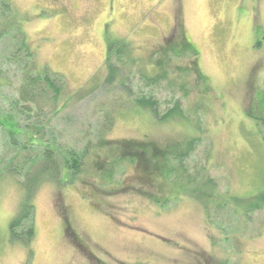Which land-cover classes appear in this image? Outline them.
<instances>
[{"label":"rangeland","instance_id":"374dc122","mask_svg":"<svg viewBox=\"0 0 264 264\" xmlns=\"http://www.w3.org/2000/svg\"><path fill=\"white\" fill-rule=\"evenodd\" d=\"M9 1L0 119L19 128L0 127V264H264V0ZM43 72L59 105L37 90L19 104L22 75ZM142 98L182 114L157 121ZM144 140L173 154L147 178L115 150ZM46 159L60 171L40 176Z\"/></svg>","mask_w":264,"mask_h":264},{"label":"trees","instance_id":"16d2710c","mask_svg":"<svg viewBox=\"0 0 264 264\" xmlns=\"http://www.w3.org/2000/svg\"><path fill=\"white\" fill-rule=\"evenodd\" d=\"M0 9H2L6 13L9 12L11 10L10 1L9 0H0ZM2 16H4V15H2ZM6 18L1 17L2 22L3 21L6 22V28L4 30L1 29L2 25H0V30H2V34H4V32H6V30H10L14 24L11 16L6 17ZM2 22H0V23L2 24ZM181 43L183 44L184 55L189 53L192 55V58L194 59L197 56V53L193 50V48L188 43H183V42H181ZM19 44L20 45H18V51L23 52V54H25V55H23L24 61H25L24 67L25 68L31 67V65L34 63L33 62V59H34L33 53L32 52L29 53L26 50V48L24 50L23 40H20ZM178 57H179V55L177 56V58ZM131 64H134V63H131ZM157 66L159 68H161V66H163L161 71L164 70L163 74H160L158 77L159 78L162 77L165 80L168 79L167 77L169 76V73L171 70L163 62H158ZM194 66L195 65L193 63V67ZM164 67H165V69H164ZM180 71H183V69H180ZM171 72H173V71H171ZM191 73L192 72H190L188 70L183 71V75L191 74ZM118 74H119V70L115 69V76L112 75L108 79V82L113 83V81L115 79V81H118L120 84V81H119L120 77L117 76ZM54 76L57 77V75H55V74H54ZM170 76H172V74ZM48 77H49V75L47 72H43L42 74H37L35 76H32L31 74H29V77L27 80H25V77L22 75L23 84H22V87L18 88V100H19L18 103L21 104L22 106L23 105L25 106V103L32 105L34 103L35 96H36L35 93L37 90L38 92H41V93L43 91H46L50 95V97H49L50 103H52L53 106H58L59 105L58 99L61 98L60 97L61 93L59 94V92L57 91V89L55 88V86L53 84V80L49 79ZM149 80H150L149 82L151 84H155L156 81L158 80V78H153V79H149ZM197 80H198L197 82H199V83L200 82L202 83V81H203L200 78H197ZM42 83H44L45 85L41 86L40 84H42ZM168 84L170 86H173V83H171V82H169ZM41 87L42 88L44 87L45 89L41 90V91L38 90V89H41ZM61 89L63 90L64 86H62ZM135 103H136L137 107H140L142 110L149 112L157 121L158 120L162 121L165 119H171L174 117L178 118L182 114V112L179 109V106L175 105L170 110L166 111L164 113V115H161V114H159L157 109L156 110H155V108L153 109V106H152L153 104H151L150 98H142V99L137 100ZM27 109L30 110L28 107H27ZM111 121H113L112 118L109 120V122H111ZM0 127L3 128L4 130L8 131L11 134H15L14 131L16 130V128H19V126L17 124L10 122V118H8V117L0 119ZM29 134H30L29 135L30 138H29V144L28 145L32 146L33 143L38 142L39 145H37V146H39V147L44 146V145L40 144L43 140V137L36 138L35 137L36 133L34 130H31L29 132ZM105 144H107V143H105ZM115 150L120 152L119 155H121V157L123 159L130 158L132 161L135 160V162L137 164V169L143 174V178L144 177L147 178V176H149L152 172L154 173V171L160 170L163 167L162 165H166V161L168 164V162H170V160H172L170 158H172V156H173V154H171L172 151L168 152L166 149L156 148V146H154L151 142H149L147 140H144L143 142H139V143H132V142L115 143ZM47 155H50L49 148H47L46 150L43 151V156L46 157ZM72 156L75 157L76 159H79L76 162H79V163L82 162L81 161V158L83 157L82 153L81 154L75 153V154H72ZM180 158H182V156L179 157V162H180ZM47 160H49V161H47ZM71 160L73 161L74 158L71 159V157H70L67 160L69 162L66 164H63V166L60 168V169H62V172L64 171V172L68 173V171H70V170L77 169L76 162L74 161V163H71L72 162ZM45 162H46V164L44 166H42V168L40 170V176H41V174L44 176H47L46 173L51 170L50 168H54L55 173L60 171L59 168L57 169L52 163H49V162H51V159H46ZM52 165H53V167H52ZM56 169H57V171H56ZM165 169H166V167H165ZM47 177H50V175ZM24 199L27 200V202H25L22 206L23 211H22L21 217L19 219H16L13 222V225H12L13 230L18 227L19 222H22L29 217L28 216L29 210L32 208L31 207L32 204L30 203V199L28 197H25ZM64 224H65L64 225V228H65L64 233H65L66 230L68 231V228H66L68 226L66 225V223H64ZM12 229H11L10 238H11V240H14L18 236L15 232L13 233ZM26 233H27L26 238H28L30 240V238L32 236V227L31 226L28 228V232H26ZM15 236H16V238H15ZM27 243H24V244H27Z\"/></svg>","mask_w":264,"mask_h":264},{"label":"flooded vegetation","instance_id":"af4514ba","mask_svg":"<svg viewBox=\"0 0 264 264\" xmlns=\"http://www.w3.org/2000/svg\"><path fill=\"white\" fill-rule=\"evenodd\" d=\"M89 258H92V257L90 256ZM92 260H94V259H92Z\"/></svg>","mask_w":264,"mask_h":264}]
</instances>
